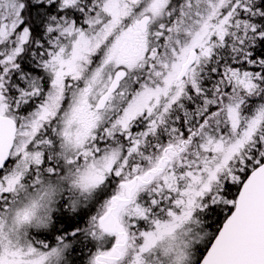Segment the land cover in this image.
Masks as SVG:
<instances>
[{
    "label": "snow or ice",
    "instance_id": "obj_1",
    "mask_svg": "<svg viewBox=\"0 0 264 264\" xmlns=\"http://www.w3.org/2000/svg\"><path fill=\"white\" fill-rule=\"evenodd\" d=\"M0 264H264V0H0Z\"/></svg>",
    "mask_w": 264,
    "mask_h": 264
}]
</instances>
